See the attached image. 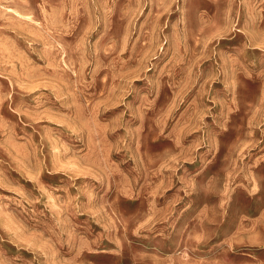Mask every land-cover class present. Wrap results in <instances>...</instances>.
I'll list each match as a JSON object with an SVG mask.
<instances>
[{
  "label": "rangeland",
  "instance_id": "rangeland-1",
  "mask_svg": "<svg viewBox=\"0 0 264 264\" xmlns=\"http://www.w3.org/2000/svg\"><path fill=\"white\" fill-rule=\"evenodd\" d=\"M0 264H264V0H0Z\"/></svg>",
  "mask_w": 264,
  "mask_h": 264
}]
</instances>
